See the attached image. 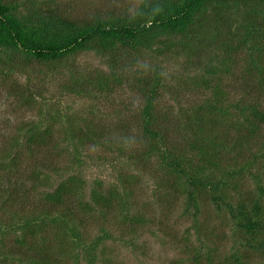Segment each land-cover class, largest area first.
<instances>
[{"label":"rangeland","instance_id":"374dc122","mask_svg":"<svg viewBox=\"0 0 264 264\" xmlns=\"http://www.w3.org/2000/svg\"><path fill=\"white\" fill-rule=\"evenodd\" d=\"M144 1L5 0L19 5L26 16L36 11L49 16L55 10L79 23L111 14L132 16ZM242 26L243 22L231 27ZM219 39L218 48L195 39L187 41V48L174 41L173 51L163 56L145 49L103 55L81 51L61 61L26 66L27 60L18 58L24 75L23 69L4 75L0 68V163L7 155L14 156V163L0 171V227L13 222V213L17 218H38L72 211L68 226H78L87 242L103 232L116 238L106 242V260L111 264H264V123L255 121L249 110L256 107L264 114V52L255 41L231 52L226 43L236 47L237 41L225 35ZM157 74L164 86L159 88L156 112L168 138L167 148L176 146V152L199 164L188 139L195 146L221 149L209 168L217 181L225 183L222 191L227 198L217 204L203 203L197 216L193 209L187 211L186 198L177 192L176 176L159 158L141 156L143 82ZM102 78H109L110 89L96 88ZM215 87L217 93L218 89L225 93L219 97L223 111L217 115L218 110L214 114L208 108L201 111L199 127V107L206 99L214 100ZM242 101L245 109L239 106ZM211 118L216 123H210ZM243 118L248 120L246 127L258 124L260 130L255 135L251 129L240 132L235 123ZM87 123L98 131L96 138L74 139L86 133ZM32 126L40 133L49 129L47 147L31 144L28 149ZM193 131L199 137L192 136ZM47 182L52 189H47ZM59 186L66 187L68 195L69 190L78 189L80 198L70 197L60 210L47 204L45 194ZM98 188L124 196L128 207L114 208L106 221L98 208L87 214L84 206L92 203V192ZM255 203L261 207L255 216L261 229L249 235L238 226L227 204L234 209L242 204L253 212ZM53 233L48 237L57 264H90L88 255L75 253L68 237L59 239L63 241L59 246ZM6 234L7 247L14 251L0 246V259L7 254V264H21L18 258L22 260L28 250L16 247L19 234Z\"/></svg>","mask_w":264,"mask_h":264},{"label":"trees","instance_id":"16d2710c","mask_svg":"<svg viewBox=\"0 0 264 264\" xmlns=\"http://www.w3.org/2000/svg\"><path fill=\"white\" fill-rule=\"evenodd\" d=\"M19 9L17 4L0 0V68L4 75L17 73L23 69L18 58L27 60L26 66L28 62L41 65L61 61L66 56L81 51H95L103 55L120 49H145L158 56H163L173 51L176 46L174 41L180 40V45L187 48V41L195 42L192 41L195 39L197 42L206 43L209 48H218V39L224 38V35L228 37V40L237 41L236 47L226 43L225 46L231 52L253 41L264 52V0H146L132 16L111 14L106 19L97 18L95 21L87 23H79L68 17H63L55 10L51 11L49 16H44L38 11L26 16L24 13L21 14ZM34 18H37V21ZM242 22V28L232 29V25ZM222 30H227L228 33L224 34ZM213 34H216L215 37L212 36ZM258 40L260 42H257ZM212 72L216 73L215 70ZM20 73L24 75V69ZM143 84L145 106L142 111V135L145 142H142L144 153L141 156H145L147 159L148 157L159 158L160 164L176 176L173 184L177 192L186 198L188 212L193 209L197 216L203 203L207 201L214 204L225 202L227 196L222 191L226 187L225 183L217 181L210 174L214 172V169L209 168L220 157L221 149L216 147L212 151L210 146L204 144L195 146L197 144L188 139L189 148L196 152L197 157L200 158L199 164L176 152V146L167 148L168 138L162 132V123L156 112L157 99L160 95L159 88H163L164 85L161 84L158 74L154 79L143 82ZM109 86V78H102L96 88L104 91L110 89ZM215 88L214 100L206 99L207 103H204L203 107H199L200 113H197L196 116L199 127L203 124L201 111L208 108L214 114V111L218 110L214 115L223 111L219 106V102H221L219 97L224 96L225 93L221 89H218L217 93V87ZM75 92L80 93L78 90ZM244 105L245 102L242 101L239 106L244 108ZM249 110L255 121L259 120L264 123V114L259 109L250 107ZM213 121L216 123V120L211 118L210 123ZM247 122L248 120L243 118L239 123H235L236 128L240 132L251 129V133L255 135V132L259 131L261 127L258 124L246 127L244 124ZM85 125L86 133L75 135L74 139L77 138L81 142L84 140L93 141L98 131H92L90 123ZM199 127L195 131H198ZM31 131L34 133L27 140L28 149H31V144L47 147L46 145L50 143L51 139L49 129L45 128L44 132L40 133L36 127L32 126ZM195 131L191 134L197 138L199 135ZM10 155L1 160L0 171L6 170L14 163V156ZM74 181L71 180V182ZM46 186L47 189H52L49 183ZM69 191L70 195H68L66 187L59 186L54 192L46 193L44 200L47 204L60 210L67 204L70 197L81 196L78 189ZM126 197L128 199L130 196ZM255 204L253 212L246 211V207L242 204L236 209L227 204L231 216L235 220H239L238 226L247 231L246 233L249 235H253L255 231L261 229L260 222L255 218L256 214L261 213V207L258 203ZM126 207H128V202L124 196H118L114 191L104 193L99 188L92 192V203L84 206L87 209V214H91L98 208L104 221L108 220V214H111L114 208L122 210ZM16 215L13 213L15 216L13 222L0 227V246L13 253L14 250L11 251L7 247L6 232L9 231L14 235L19 234L14 241L16 247H24L28 250L22 260L18 258L21 264H57L58 261L52 254L50 237H48L50 232H54L55 241L59 239L66 241L64 238L68 237L75 245V253L81 251L86 256L88 255L90 264L99 262L111 264L109 259L106 260L108 254L106 242L116 238L109 232H103L104 235L94 241L87 242V238L84 237L78 226H68V222L74 215L72 211L66 213L59 211L56 215L43 214L38 218H17ZM138 218L136 217V219ZM134 219L130 221H134ZM38 236L42 240L40 244L36 242ZM63 241H58V245L63 244ZM99 251H101V255H97ZM17 255L19 254L17 253ZM8 256L4 254V259H0V264H7ZM79 256L77 254V258ZM78 262L77 264H79Z\"/></svg>","mask_w":264,"mask_h":264}]
</instances>
